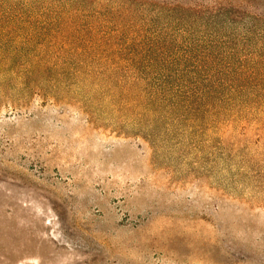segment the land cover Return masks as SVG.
Masks as SVG:
<instances>
[{
	"label": "rangeland",
	"instance_id": "1",
	"mask_svg": "<svg viewBox=\"0 0 264 264\" xmlns=\"http://www.w3.org/2000/svg\"><path fill=\"white\" fill-rule=\"evenodd\" d=\"M217 4L0 0V264H264V0Z\"/></svg>",
	"mask_w": 264,
	"mask_h": 264
},
{
	"label": "trees",
	"instance_id": "2",
	"mask_svg": "<svg viewBox=\"0 0 264 264\" xmlns=\"http://www.w3.org/2000/svg\"><path fill=\"white\" fill-rule=\"evenodd\" d=\"M218 1V3H220L221 4V1L222 0H217ZM220 4H217V8H223V7H226L225 5L223 6V5H220ZM230 7H229V11L234 15V16H238L239 14L236 12V10L235 11H232L233 9H239L240 8V4H237V3H232V4H230L229 5ZM223 10H228L227 8H223ZM219 14H221V15H223L224 14V12H222L221 10L219 11ZM215 18H216V16L214 15L213 17H212V19L211 20H208V21H206V23H210V22H215V23H217L216 22V20H215ZM202 19V18H201ZM203 20V19H202ZM203 22H205L204 20H203ZM223 23H227V22H223Z\"/></svg>",
	"mask_w": 264,
	"mask_h": 264
}]
</instances>
